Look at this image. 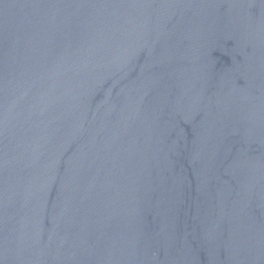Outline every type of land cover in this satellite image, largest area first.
I'll return each mask as SVG.
<instances>
[{"label": "water", "instance_id": "water-1", "mask_svg": "<svg viewBox=\"0 0 264 264\" xmlns=\"http://www.w3.org/2000/svg\"><path fill=\"white\" fill-rule=\"evenodd\" d=\"M0 264H264V0H0Z\"/></svg>", "mask_w": 264, "mask_h": 264}]
</instances>
